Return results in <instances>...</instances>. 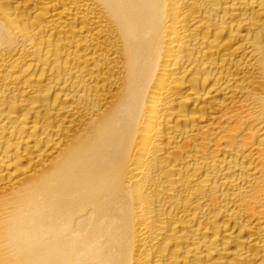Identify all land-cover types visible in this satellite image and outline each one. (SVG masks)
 <instances>
[{
	"label": "bare ground",
	"instance_id": "1",
	"mask_svg": "<svg viewBox=\"0 0 264 264\" xmlns=\"http://www.w3.org/2000/svg\"><path fill=\"white\" fill-rule=\"evenodd\" d=\"M0 264H264V0H0Z\"/></svg>",
	"mask_w": 264,
	"mask_h": 264
}]
</instances>
